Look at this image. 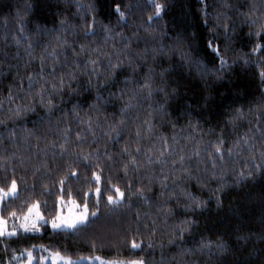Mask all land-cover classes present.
Instances as JSON below:
<instances>
[{"label": "trees", "instance_id": "obj_1", "mask_svg": "<svg viewBox=\"0 0 264 264\" xmlns=\"http://www.w3.org/2000/svg\"><path fill=\"white\" fill-rule=\"evenodd\" d=\"M157 3L163 6L159 17L155 14ZM224 3H227L229 7H223ZM26 4L31 5L27 13L24 12ZM117 4L127 17V22L122 26L117 25L119 19V15L115 12ZM253 4L264 10V0H203V2L201 0H0V99L8 96L10 85L13 96L22 97L24 95L19 89L22 85L26 91L29 83L27 75L39 71V57L42 54L46 55L43 53L45 47L49 53L53 49L58 53L65 51L59 47L57 37L60 41L67 40L69 44L75 41L74 47L79 50L80 37L87 24H91L93 17L98 21L96 27L101 33L104 31V26L110 25L114 30V35L117 33L121 35H115V40L109 41L104 48L106 52L112 54L113 47L120 46L122 37L127 38L125 42L131 43L127 51L131 54L135 55L137 52L143 54L147 49V55L143 57V61L138 58L136 62L144 63V72H147L149 65L155 67L157 85L161 83L160 72L168 69V91L171 92L172 88L176 87L179 95L165 104L167 116L164 117L163 113L157 112H153L151 117L148 115L152 111L149 107L150 103L156 106L165 103L162 95L151 102L145 101L128 113L134 123L130 122L127 125L128 131L119 144H109L108 137L104 135L107 123H117L120 118L119 110L127 103V97L122 102L114 99L112 92H115L117 87H125L122 83L125 76L122 75L121 83L113 85L111 90L105 87L97 93L96 88L84 91L88 77L79 76L78 69L75 71L79 76L80 94L68 95L65 92L62 97L57 96L54 103L59 105L57 109L59 116H63L64 113L71 114L73 105L78 104L81 117L87 119L85 112H90L93 126L99 122L100 127L95 128L97 143H92L91 147L85 143V150L93 152L99 149L101 167H94L93 170L101 173V168H103V187H108V182L111 181L112 184L119 183L122 190H126L129 183L134 185L133 191L135 187L141 186L147 189L148 177L155 175L163 179L161 166L153 165L152 169L145 167L139 174L130 172L128 177H125L121 171V157L117 155L125 140L133 142L132 150L135 153L134 141L137 126L144 129L147 127L145 121L148 119L152 121V133L147 136L142 134L140 141L142 155L147 154V150L151 149L154 158L158 156L160 151L164 150V139L175 148L176 152L183 150L185 154H188L195 149L196 145L187 139L192 130L187 128L186 131H182V128L187 127L189 119L184 115V111H191L190 118L194 124L199 121L203 131L196 136V140L203 138L201 147H205L216 139L214 135H205V133L210 127L217 126L223 113L231 111L233 105L235 107L243 105L244 110L247 111L249 104L264 93V83H261V74L264 73V54L253 53L255 44L264 43V41H258L257 37L253 36L249 42L250 29L246 23H243L245 17L241 15L247 12ZM89 6H94V10ZM18 13L23 15V35H21ZM205 13L209 21L208 26L204 22ZM218 16L221 26L215 32L207 30L209 27L215 28ZM150 17L153 18V23L151 31L148 32L145 31L144 26L149 24ZM62 21L64 23H61ZM225 24L229 26L227 35L233 41L231 50L225 55L228 66L216 75L209 74L202 78L194 62L199 61L201 64H206L208 68H212V64L208 62L212 50L206 47L208 38L215 36L213 47L219 45L223 53ZM251 31L255 32L256 29H251ZM14 38L20 40L19 45L15 43ZM181 38L183 39L182 51L190 57L193 62L191 64L183 61L179 52L169 51ZM100 43L102 44V40ZM29 44L33 46V55L36 60L26 69L24 65L29 60L26 54ZM91 47H96V45L92 44ZM158 49H163L164 54L157 55V59L153 61L154 50ZM67 54L71 56L70 49L67 50ZM88 58L84 55L76 59L82 65ZM92 58H96L95 54ZM58 59L61 63L64 62L63 55H60ZM245 59L248 60L247 64ZM101 61V70H103L107 65V58L102 56ZM216 68H220L218 60ZM17 71L20 73L19 76H17ZM127 75L131 77L130 69ZM217 76L221 79H217ZM93 83L96 84L97 81L93 79ZM77 86L75 81L72 82V87ZM97 94L101 97L99 103L103 105L99 113L89 107L90 104L97 103ZM204 96L210 98L206 106L203 105ZM22 103L24 101L18 98L11 106L15 107ZM197 103L202 105L203 111L197 107ZM9 106L5 100L4 110L6 111ZM137 116L139 119H136ZM255 116V113L250 115L240 123L235 131L228 130L229 134L226 138L229 147L245 133L251 135L257 127L264 129V122L258 124ZM42 118L47 119L43 109H38L36 113H28L18 120L9 121L8 131L14 129L16 139L8 138L5 133L3 141H0V188L9 185L13 179L20 187L19 198L13 203H6L3 212L0 213L5 220L13 218L11 212L15 211L16 217H19L24 215L30 206L38 203L43 218L51 221L56 215L60 201L71 200L75 201L78 206H83L84 192L93 194L89 208L90 211H95L93 207L95 185L93 182V186L89 187L85 182L82 169H77L82 173L79 178L80 182L71 183L69 186L72 192L71 197L67 192L61 196L58 184L61 178L70 175L68 165L71 164V158L62 159L59 156V144L62 138L58 133L62 132L65 127L70 128V138L75 141L76 134L85 126L81 125L78 119L70 116V120H62L58 129L53 127L52 131H47L45 135L41 131H36L37 124ZM169 121L175 122V127ZM53 123L55 125V121ZM34 131L35 135L30 136L29 133ZM217 131H219L218 128ZM85 135L87 141L91 142L92 135L86 130ZM36 136L40 139L37 140ZM174 136L176 141H173ZM54 141L56 148L53 150L50 145ZM256 142L260 143L259 138ZM106 145L112 154L111 161L104 158ZM209 150H211L210 147ZM235 152H241V150L234 149L233 158L228 160L225 169L216 170L218 176L226 171L225 180L230 185L223 193L218 194L221 196L219 208L214 196V190L219 184L218 180L209 179L203 188L195 181L186 186L187 190L195 196L208 201L207 208L204 211L198 210L196 213H185L186 201L179 189L176 193L180 198L178 204L175 197L168 199L167 192L161 197L160 184L154 181L153 190H145L147 202L133 196L130 201L126 202L131 207L121 209L122 219L113 215L106 222L101 220L97 224H89L86 229L59 234L50 230L48 225L47 228H41L40 234L34 237H23L0 243V264H8L15 255L32 250L36 246L48 249L50 253L59 252L61 256L70 259L100 256L119 261L144 258L146 264H185L186 260H191L192 264H264V177L256 176L243 186H236L234 172L238 175L244 171L245 165L251 164V158L246 150L240 155H235ZM225 157L227 159L226 153ZM204 159L207 160L206 153ZM256 161L260 162L258 155ZM187 163L191 165L193 174H197L195 158ZM168 167L171 168V164ZM199 167V175L204 177V164ZM164 171L167 172L168 169ZM138 175L142 179H138ZM87 180H92L91 171L87 173ZM167 183L170 189L174 187L171 179ZM45 186L51 190V194L44 191ZM25 188L28 189L27 192L24 191ZM165 209H171L172 215H168ZM186 218L195 220L193 230L185 233L184 240L177 239L175 244H169L173 229ZM138 228L139 231H137ZM133 239L137 243L143 240L144 245L150 240L154 241V247L151 249L144 247L143 251L133 250L131 248ZM202 239L223 242L229 251L226 255L217 256L215 259H210L199 252H195L190 257L178 255L181 248H198ZM212 250L215 251V248ZM34 255L37 257L38 253L34 251Z\"/></svg>", "mask_w": 264, "mask_h": 264}, {"label": "snow or ice", "instance_id": "obj_2", "mask_svg": "<svg viewBox=\"0 0 264 264\" xmlns=\"http://www.w3.org/2000/svg\"><path fill=\"white\" fill-rule=\"evenodd\" d=\"M203 2V0H201ZM223 7L227 8L229 5L224 3ZM82 7V6H81ZM94 10V6H89ZM31 8L30 4H26L24 12L27 13ZM163 11V6L160 4H155V14L156 17H159ZM115 12L119 15L117 20V25L122 26L127 22V17L125 13L120 10V5L117 4L115 7ZM20 19V28L21 35H23V15L17 14ZM245 17L243 23H246L250 29L248 32L249 42L253 36L257 37L258 41H264V10H261L258 5L253 4L249 10L245 13H241ZM227 19V17H225ZM220 17H217L218 23L215 28H207V30L215 32L221 25L219 24ZM158 23V21H156ZM205 25L208 26L209 21L207 18V13H205ZM61 23H64L63 21ZM98 21L93 17L91 24H87L84 28L82 36L80 37L79 50H76L74 47L75 41L72 44H69L67 40L60 41L57 37V43L59 47L65 49L64 52H57L53 49L52 52H48L47 47L43 49V53L39 57L40 69L34 74H28V88L25 91L21 85L19 91L23 92L22 97L13 96L12 86L8 88V96L5 99H0V141H3L4 134L7 133L8 138L15 140L16 133L15 130L8 131V122L13 120H18L22 116L27 115L28 113H36L38 109H43L47 119L42 118L38 122L36 131H41L46 135L47 131H52L53 127L59 128V125L62 120H70L71 117H75L80 121L81 125H84V128H81V131L76 134L75 141L71 140V129L63 128V131L58 133L61 135L62 142L59 144V156L60 158L69 157L71 158V164L68 165L70 169V175H65L58 181L60 195L63 196L66 192L69 197H71L72 192L69 190L71 183H79L80 176L83 173L85 177V182L88 183L89 187L95 185V204L93 207L95 211H90L89 205L91 203V192L83 193V211L77 215L65 217L59 212L54 219L51 220L50 226L54 233L59 234L60 232L68 231H79L86 229L89 224H97L101 220L108 221L116 215L118 218H123L121 215V209L125 207L130 208L131 205L127 204V201H130L133 196L141 201L147 202L148 198L145 196V190L152 191L153 182H158L161 187L160 196H165L167 192L168 199L176 198L179 204L180 198L176 195L177 189L183 194V199L186 201L184 204L185 213H196L199 211H204L207 208L208 201H203L199 197L195 196L191 191H188L186 186L195 181L201 188L205 187L207 181L218 180L219 184L214 190V196L216 199L217 207L221 206V196L218 195L223 193L227 188L230 187L225 180L226 171L221 175H217V169H225L229 159L233 158L234 149H240L241 152L247 151L251 158V164L245 165V170L241 171L238 175L234 172V179L236 186H243L249 180H252L256 176L264 177V129L257 127L255 132L251 135L245 133L243 137L238 138L233 142L231 147L228 146L227 135L228 130L231 129L235 131L240 123L247 119L253 113L256 114L255 119L257 123L264 122V93L260 94L257 99L252 101L248 106V110H244V106L235 107L234 105L231 108V111L223 113L219 118L218 124L216 127H210L208 132L205 135H214L216 139L210 143L209 146L201 147L203 144V138L201 140H196V136L200 135L203 131L201 129L199 121L193 123L191 120V111H184V115L189 117L188 125L186 128H182V131H186L187 128L192 130L191 134L188 135L187 139L190 142H193L196 147L193 151L188 154H185L183 150L176 152L175 148L168 144L167 140L164 139V150L160 151L159 155L154 158L152 155V150L148 149L147 154L141 153L140 141L142 134L144 136L150 135L152 133V121L148 119L145 121L147 127L141 129L137 126V131L135 133L136 140L134 141L135 153H133L132 145L133 142L130 140H125L124 144L120 147V152L117 154L121 157V164L123 174L125 177H128L129 173L139 174L142 168L152 169L153 165L161 166V175L163 179L157 178L155 175L148 177L149 185L147 189L145 187H135L132 183L128 184L126 190H122L119 183L112 184L111 181L108 182V187H103L104 184L101 168V173L94 171V167L99 168L100 165V154L99 149L97 148L93 152H88L85 150V143H88V146L91 147L92 143H97V137L95 133V128H99L100 124L97 122L93 126L92 116L90 112H85L87 119H84L80 116V106L74 104L72 107L71 114L64 113L63 116L57 114V109L59 105L54 103V100L57 96L62 97L65 92L68 95H79L81 88L79 87V76H87V85L84 87V91H90L93 88H96L97 93H99L101 88H109L113 85H118L121 83L120 77L125 76V79L122 81L124 88L117 87L115 92H112V96L116 100L123 102L124 98L127 97V103L124 107L119 110V120L117 123H107V130L104 132V135L108 137L109 144H119L121 138L128 131L127 125L134 121L131 120V117L128 116V113L133 111L138 105L142 104L145 101L151 102L156 97L162 95L164 97V104L158 106L149 104V107L152 109L148 113L149 117L152 116L153 112L163 113L164 117L167 116L165 111V104L169 100H174L178 95V90L176 87H173L171 92L168 91V69H163L160 72L161 83L157 85L155 83V67L149 65L147 72H144V63H137V59L143 61V57L147 55V49L144 53L141 54L137 52L135 55L127 51L131 47L130 42H125L127 38L122 37L120 46L113 47L112 54L104 50L105 46L108 45L109 41L115 40V35H121L119 33L113 34V28L108 25L104 26V31L101 33L96 25ZM153 23V18H149V24L145 25V31H151V24ZM225 36H224V52L221 53L220 46L217 45L213 47V42L216 37H209L206 47L212 50V55L208 57V62L212 64V68H208L206 64H201L199 61L194 62L195 68L201 74V77L204 78L207 75H216L217 72L222 71L225 67L228 66L225 55L228 51L231 50L232 38L227 35L229 26L224 25ZM251 29H256L255 32ZM42 31V30H41ZM75 34V32H74ZM102 40V44L100 43ZM14 41L17 45L20 44L19 39ZM92 44H95L96 47H91ZM183 39H178L175 46L169 49L170 52L176 53L179 52L181 59L188 63H193L190 60V57L182 51ZM71 50V56L67 54V50ZM260 52L264 54V43L257 42L253 48V53ZM26 54L29 57L28 63L24 65L28 69L32 63L36 60V57L33 55V46L29 44L26 49ZM95 54L96 58H92ZM164 50L158 49L154 50V55L152 56L153 61L157 59V55H163ZM60 55L64 56V62L61 63L58 59ZM87 55L88 60L82 65L76 59ZM107 58V65L101 70V57ZM219 61L220 68H216V62ZM49 61L51 62L49 64ZM245 63H248V60L245 59ZM50 70H46L49 69ZM79 70V76L75 70ZM131 70V77L127 75V71ZM143 73V75H141ZM20 73L17 71V76ZM139 77V79H137ZM103 78V79H101ZM15 79V77H13ZM23 79V77H21ZM93 79L97 81L96 84L93 83ZM217 79H221L220 76H217ZM77 83V87H72V82ZM261 83H264V73L261 74ZM132 85L133 87L129 88L128 86ZM21 99L24 103L12 107L11 105L15 102L16 99ZM203 105H207L209 101L208 96H204ZM5 100L10 105L7 110H4ZM101 97L99 94L96 96V104H90V109H94L99 113L103 107L99 102ZM135 102V103H134ZM197 107L203 111V107L200 103H197ZM139 119V116L136 117ZM107 120V117H106ZM55 121V125L54 122ZM173 123L175 127V122ZM251 123V121H249ZM217 128L219 131H217ZM85 130L87 133L91 134L93 139L91 142H88L85 135ZM114 134V135H113ZM30 136L35 135L34 132L29 133ZM259 138L260 143L257 144L256 140ZM36 139L39 140L40 137L36 136ZM173 141H176V137H173ZM54 150L56 148L55 141L50 145ZM209 147L211 150H209ZM241 152H235V155H240ZM205 153L207 154V160L205 161ZM227 154V159L225 157ZM259 156L260 162L257 163L256 156ZM126 157L127 159H123ZM104 158L111 161L112 154L108 151V146H105V155ZM195 158L197 169V174H193V169L187 161H191ZM143 161V163L141 162ZM95 162V163H94ZM114 163V161H113ZM171 164V168H169ZM204 164V173L205 176L202 177L199 175L200 165ZM179 165V167H177ZM77 169H82V173L77 171ZM164 169H168L167 172ZM39 171V169H37ZM91 171L92 180H87V173ZM154 172V169H153ZM138 179L142 177L137 176ZM171 179L174 187L169 188L167 181ZM179 181V183H177ZM35 189V184L33 185V191ZM25 192L28 191L27 188L24 189ZM44 191L48 194H51V190L45 186ZM107 193V194H106ZM20 196V187L18 182L13 179L9 185H6L4 188H0V213L4 210V205L13 203ZM11 197V199H9ZM211 199V198H210ZM75 204V201H71ZM167 203V201H165ZM59 206V202H58ZM39 204L32 205L28 208L27 214L24 215L23 223L20 224V229H13L9 231L6 227L7 221L0 216V243H7L9 241H14L15 239L23 237H34L39 235L41 228H47L49 221L45 220L41 213L37 210ZM159 210V209H158ZM168 215H172L171 209H165ZM17 213L15 211L11 212V216L15 218ZM139 218V217H138ZM195 223L194 219H184L180 221L179 224L175 226L172 233V238L168 241L169 244H175L177 239L184 240L185 233L193 230V225ZM147 227V226H145ZM139 231V228L137 229ZM155 232L153 231V235ZM239 238V237H238ZM144 247L151 249L154 247V241H149L146 245L143 244V240L140 243H137L135 239L131 242V248L133 250L140 249L144 250ZM215 248V251L212 249ZM45 252H48V249H44ZM228 248L223 242H216L212 240L202 239L199 242V247L196 249H183L178 253L180 257H190L195 252H199L201 255H207L210 259H215L217 256H224L228 253ZM29 264L32 262L33 253L29 251ZM53 264H56L57 258L64 259L65 264H79L78 261H71L65 259L61 256L59 252L51 253ZM43 259V258H42ZM173 260H176V257H173ZM103 264V262H101ZM109 264H122V262L112 261ZM129 264H146L144 258L139 260H132ZM185 264H192L191 260H186Z\"/></svg>", "mask_w": 264, "mask_h": 264}, {"label": "rangeland", "instance_id": "obj_3", "mask_svg": "<svg viewBox=\"0 0 264 264\" xmlns=\"http://www.w3.org/2000/svg\"><path fill=\"white\" fill-rule=\"evenodd\" d=\"M9 198H11V197H9ZM33 205H35V204H33ZM37 210L40 212L39 208ZM82 211H83V206H78L76 203L73 204L70 201H67V202L60 201L59 206H57L56 215L59 212L61 215L65 216V217H69V216L77 215V214L81 213ZM25 214H27V212ZM24 215L6 220L7 221V224H6L7 229L9 231H11L13 229H20V224L23 223ZM41 215H42V213H41ZM55 216H54V218H55ZM50 222L51 221H49L48 225H49L50 230H52L51 226H50ZM29 251H31L33 253V258H32L31 264H35L36 261H37V264H53V259H52L51 253L45 252L43 247L36 246L32 250H29ZM29 251H24L21 254L15 255L12 258V260L10 262H8V264H29V257L27 254ZM34 251H36L38 253L37 257L34 255ZM64 258L69 259L66 257H64ZM70 260L74 261V262L78 261L79 264H101V262H103V264H109V262H112V261L122 262V264H129V262H130V261L110 260V259H106V258H103L100 256L81 257V258L70 259ZM56 264H65V260L57 258Z\"/></svg>", "mask_w": 264, "mask_h": 264}]
</instances>
